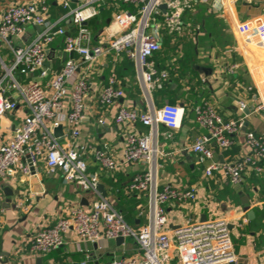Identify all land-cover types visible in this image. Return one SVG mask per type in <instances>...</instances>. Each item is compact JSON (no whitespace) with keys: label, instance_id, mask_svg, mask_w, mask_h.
I'll return each mask as SVG.
<instances>
[{"label":"built area","instance_id":"2783aa9c","mask_svg":"<svg viewBox=\"0 0 264 264\" xmlns=\"http://www.w3.org/2000/svg\"><path fill=\"white\" fill-rule=\"evenodd\" d=\"M75 1L76 7L58 20L51 18L47 0L13 1L0 11V41L9 53L7 59H0V118L21 105L27 108V114L12 135L0 143V176L13 175L18 168L26 174L37 173L43 163L50 172H59L65 183L91 195L87 206L79 200L72 202L55 222L38 225L29 238L31 251L48 254L63 246L67 235L73 233L81 242L118 238L137 241L139 256L115 258L107 264H173L175 259L178 264H240L225 219L188 218L171 233L167 205L190 204L197 199L199 190L197 186L160 183L158 177L159 159L165 155L159 128L180 129L185 109L170 103L155 106L154 93L170 77L169 71L160 69L154 59L162 49L155 30L162 27L169 34H180L184 27L183 13L193 7L195 0H120L132 10L114 13L112 24L119 29L102 33L97 43L85 23L100 14L107 0ZM64 5L69 7L68 2ZM162 5H166L165 10ZM67 18L78 27L75 34L61 26V21ZM28 26H37L39 30L29 42L21 43ZM239 29L242 34L252 32L257 44L264 46V23L255 27L243 24ZM58 37H63L66 57L56 69L49 63V52ZM109 53L125 55L134 62L136 78L147 103L144 112L119 105L114 122L127 127L128 133L118 157L107 146L97 147L82 140L91 97L97 96L103 108L125 97L115 75L101 85L92 79L93 66ZM236 67L226 70L233 72ZM67 104L69 110L65 114ZM247 109V103L240 100L238 110L242 116L226 120L208 102L194 108L195 123L205 134L187 149L197 154L199 165H205L206 176L221 171L230 183L240 185L246 175L264 173V135L243 130ZM252 112L264 116V97L256 98ZM105 122L102 119L99 123ZM62 124H66L67 130L57 137L54 129ZM138 125L149 128L148 132L140 131ZM241 134L248 151L229 161L215 160L216 151L230 150L234 138ZM211 141L216 147L210 145ZM88 156L107 172L119 171L133 163L146 165L127 186L128 193L144 195L147 200V206L138 210V215L146 219L139 228H133L101 193L99 175L90 171Z\"/></svg>","mask_w":264,"mask_h":264},{"label":"crops","instance_id":"0c3cea01","mask_svg":"<svg viewBox=\"0 0 264 264\" xmlns=\"http://www.w3.org/2000/svg\"><path fill=\"white\" fill-rule=\"evenodd\" d=\"M13 1L30 0H0V11ZM47 1L53 20L62 19L77 5L75 0ZM64 2H68L69 7ZM105 4L112 8L111 17L96 32L91 30L94 43L102 38V33H114L119 29L112 24L114 13L132 10L120 0H107ZM182 21L184 27L180 34H169L162 27L155 30L162 42L155 61L158 59L161 67H168L172 72L178 71L177 76L169 77L163 89L154 93L155 106L170 103L185 109L180 129L159 128V141L165 155L159 159L158 177L160 183L197 186L199 193L190 204L167 205L168 227L173 233L188 218L195 221L225 219L240 264H264V173L248 174L240 185H233L221 171L215 170L211 176H206L205 165H199L197 154L187 149L205 134V130L195 123L194 113V108L204 102L212 104L226 120H231L242 116L238 104L244 100L248 105V113L244 112L247 123L244 131L264 135V116L252 112L256 98L264 97V46L257 44L252 32L242 34L239 29L243 24L255 27L264 23V0H195L193 7L183 13ZM61 26L72 34L78 29L71 18L62 20ZM38 30L37 26H28L21 43L29 42ZM63 54V37H58L50 48L49 63L59 69L65 59ZM8 57V50L1 42L0 59ZM233 65L237 66L233 72L226 70ZM113 75L124 89L125 97L115 105L103 108L98 97L92 96L88 101L82 140L97 147L107 146L118 157L125 147L128 133L127 127H119L114 122L119 105L126 104L144 112L147 103L133 61L109 53L93 66L92 79L98 85L106 84ZM68 105H65V114ZM26 114L27 108L21 105L13 113L0 118V143L12 135ZM102 119L106 121L104 124L99 123ZM61 126L64 133L67 126ZM137 127L142 132L149 130L142 125ZM210 145L216 147L213 141ZM247 151L244 134H241L234 138L230 150L224 153L217 150L215 160L229 161ZM88 164L90 171L99 175L107 197L117 210L124 213L128 223L135 229L144 224L146 219L138 215V210L147 206L146 197L128 193L127 186L146 165L133 163L119 171L107 172L92 156H88ZM7 187L12 191L11 195L6 194ZM90 198L89 193L65 183L59 172H50L43 163L37 173L26 174L18 168L13 175H1L0 264H107L115 258L139 256L140 247L134 238L120 242L118 239H102L91 243L77 240L73 233L67 235L63 246L48 254L31 251L29 238L38 225L55 222L72 202L79 200L87 206ZM249 210L253 215H249ZM173 264H178L176 259Z\"/></svg>","mask_w":264,"mask_h":264},{"label":"trees","instance_id":"16d2710c","mask_svg":"<svg viewBox=\"0 0 264 264\" xmlns=\"http://www.w3.org/2000/svg\"><path fill=\"white\" fill-rule=\"evenodd\" d=\"M108 2H109V1H108ZM108 2H107V3H108ZM106 6H107V4H105V5L103 6V8H102L103 10L101 9L99 16H97V17L91 19V20L88 22L87 27H88L90 30H92L93 32H96V31L99 30L102 26H104V24L106 23V20H107L108 18L111 17L110 14L112 13V12H111V11H112V8H111V7H108V6H107V8H106ZM162 41H163V38H162ZM122 57H123L124 59L129 60L125 55H123ZM155 59H156V55H155ZM129 61H130V60H129ZM156 63H157V66H158L160 69H162V68L167 69V70L169 71V73H170V76H171V75H173V76H177V75H178V71H173V72H172V70H170L168 67H161L160 64H159V62H158V59H157ZM166 82H167V81L164 82V84H163V86H162L161 89H163L164 86L167 84ZM159 90H160V89H158L157 91H159ZM155 93H156V92H155ZM183 121H184V120H183ZM119 190L122 191L123 189L121 188V189H119ZM112 203H113V202H112ZM113 206H114V203H113ZM120 212H121V211H120ZM121 214L124 216L125 219H127L123 212H121ZM126 221H127V220H126ZM127 222H128V221H127Z\"/></svg>","mask_w":264,"mask_h":264},{"label":"water","instance_id":"95a60500","mask_svg":"<svg viewBox=\"0 0 264 264\" xmlns=\"http://www.w3.org/2000/svg\"><path fill=\"white\" fill-rule=\"evenodd\" d=\"M161 8L162 9H166V5H162L161 6ZM87 23H85V25H86ZM0 44H1V42H0ZM66 57V56H65ZM73 57V53H71L70 54V58H72ZM197 69L198 70H202V68L201 67H197ZM245 112L246 113H248V110H245ZM247 125V123L245 124V126ZM245 126H244V129L243 130H245ZM62 134H63V128H62V126H59V127H56L55 129H54V135L55 136H57V137H60V136H62ZM99 190L102 192V194L104 195V196H107V193H106V191H105V188H104V186L102 185V184H99ZM6 194L7 195H11L12 194V191L10 190V188L9 187H7L6 188ZM248 210V209H247ZM249 215H253V211H251V210H249ZM123 240V238H118V241L120 242V241H122Z\"/></svg>","mask_w":264,"mask_h":264}]
</instances>
